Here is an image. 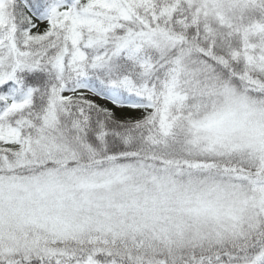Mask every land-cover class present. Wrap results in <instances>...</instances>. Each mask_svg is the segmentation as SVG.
Returning <instances> with one entry per match:
<instances>
[{
  "label": "snow or ice",
  "instance_id": "6c2138e0",
  "mask_svg": "<svg viewBox=\"0 0 264 264\" xmlns=\"http://www.w3.org/2000/svg\"><path fill=\"white\" fill-rule=\"evenodd\" d=\"M0 264H264V0H0Z\"/></svg>",
  "mask_w": 264,
  "mask_h": 264
}]
</instances>
